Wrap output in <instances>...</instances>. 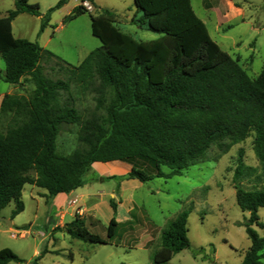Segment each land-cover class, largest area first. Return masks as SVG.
Instances as JSON below:
<instances>
[{
    "label": "trees",
    "instance_id": "trees-1",
    "mask_svg": "<svg viewBox=\"0 0 264 264\" xmlns=\"http://www.w3.org/2000/svg\"><path fill=\"white\" fill-rule=\"evenodd\" d=\"M85 1L93 4L92 0L81 3ZM134 4L138 23L159 37L139 42L115 26L111 11L90 14L92 34L101 46L78 66L13 36L12 21L22 13L40 16L37 4L15 0V9L0 18V57L5 65L0 80L16 85L28 79L34 86L28 97L4 95L1 101L0 114L9 115L12 124L0 133V211L11 202L12 215L24 210L25 185L45 190L48 198L81 187L93 163L127 162L131 169L126 179L139 182L180 175L211 145L225 140L236 144L253 133L262 186L258 190L236 186L235 199L240 210L249 213L245 231L251 244L242 264H261L264 225L257 211L264 207V69L250 78L211 39L190 0H134ZM83 13L88 12L80 4L65 21ZM51 59L64 65L69 81L85 84L96 78L102 89L111 90L113 99L106 106L102 98L98 101L104 116L83 120L72 101L61 102L60 91L67 93L68 84L47 79L41 70V62ZM61 124L79 126L82 148L58 154ZM162 168L170 172L164 174ZM249 170L239 160L235 181ZM110 207L115 212L113 202ZM187 216L182 212L162 231L160 247L150 257L153 264H165L188 247ZM252 224L262 229L261 237L249 227ZM116 227L111 218L102 238L75 216L61 229L72 239L109 244ZM20 261L10 249H0V264Z\"/></svg>",
    "mask_w": 264,
    "mask_h": 264
},
{
    "label": "rangeland",
    "instance_id": "rangeland-1",
    "mask_svg": "<svg viewBox=\"0 0 264 264\" xmlns=\"http://www.w3.org/2000/svg\"><path fill=\"white\" fill-rule=\"evenodd\" d=\"M59 1L28 0L29 4L38 5L40 16L24 13L17 17L12 26L13 36L37 43L70 66H78L101 46L92 34L90 14L111 11L116 16L115 26L136 41L147 43L159 37L138 23L140 14H135L134 0H92L93 4L66 0L55 9ZM190 1L211 39L255 79L264 69V0ZM80 4L88 13L65 21ZM13 9L15 0H0V18ZM44 19L48 20L40 30ZM40 65L47 79L68 84L67 93L60 91V100L72 101L83 120L105 115L98 101L102 98L106 106L113 94L110 89H102L96 78L81 84L69 81V74L62 69L64 65L54 59L43 60ZM2 69L4 63L0 57ZM8 88L11 86L0 82V93ZM14 89L15 96L28 97L34 86L23 79ZM11 124L9 115L0 114V133ZM78 132L77 125L59 126L58 154L68 155L83 147L78 142ZM253 140L254 134L250 133L236 144L228 140L213 144L200 161L183 169L180 175L154 177L147 182L126 179L131 169L127 162L114 161L120 168L112 172L114 165L107 166L102 168L104 173L91 165L83 177L84 184L77 189L91 193L92 201L75 198L59 207V212L52 211L51 198L45 190L25 185L21 193L24 210L12 215L14 203L11 202L0 211V217L15 221L11 226L0 222V229L5 231L0 233V249H10L21 260L9 264H153L150 257L160 247L162 231L177 215L186 212L189 245L165 264H242L251 244L245 231L249 213L238 207L235 188L258 190L262 186ZM239 160L250 170L235 181ZM161 170L164 174L170 172L166 168ZM110 202L116 205L115 212ZM257 215L259 223L264 225V207L258 209ZM75 216L83 219L90 233L102 238H106V227L114 218L117 222L114 237L109 244L70 238L60 228ZM249 227L262 236V229L254 224ZM260 254H264V249ZM260 262L264 264V258Z\"/></svg>",
    "mask_w": 264,
    "mask_h": 264
},
{
    "label": "crops",
    "instance_id": "crops-1",
    "mask_svg": "<svg viewBox=\"0 0 264 264\" xmlns=\"http://www.w3.org/2000/svg\"><path fill=\"white\" fill-rule=\"evenodd\" d=\"M23 14L24 13L19 14L17 17H19L20 15H23ZM14 20L12 21L11 26H13ZM4 71H5V65H4V69L0 70V73H3ZM0 82H3V81L0 80ZM3 83H5V82H3ZM5 84H8V83H5ZM8 85L11 86V88H8L3 93H0V105H1V101H2V98H3L4 95H14L15 94V92H14V90H15L14 89V86L15 85H12V84H8ZM111 165H114V168H113L114 170L112 172H115L116 169L120 168L118 166L119 164H117V162L112 161V162L103 163V164H101V163H93L92 164V169H96L100 173H104L103 169L106 168L107 166H111ZM128 171H129V169H126V172H128ZM109 174H111V172ZM43 195L46 196V193L43 194ZM90 196H91V193L81 192L80 190L78 191V189H75V190H73V191H71L69 193H61V194H58L55 197L51 198V205L50 206L52 208V211H55V212L58 211L59 212V209H60L59 207L64 206V204L66 202L71 201V200H75V198H80V199H83V200H86V199L87 200H90L91 199ZM90 201H92V199ZM55 212H53V214L56 216ZM9 221L11 222V225L15 223L14 220L13 221L12 220H9ZM48 224H49V222H48ZM61 228H63V226ZM2 232L4 233L5 231L2 230V229H0V233H2Z\"/></svg>",
    "mask_w": 264,
    "mask_h": 264
},
{
    "label": "water",
    "instance_id": "water-1",
    "mask_svg": "<svg viewBox=\"0 0 264 264\" xmlns=\"http://www.w3.org/2000/svg\"><path fill=\"white\" fill-rule=\"evenodd\" d=\"M0 222L5 223L7 226H10L11 225V222L9 220H6V219H4L2 217H0Z\"/></svg>",
    "mask_w": 264,
    "mask_h": 264
}]
</instances>
